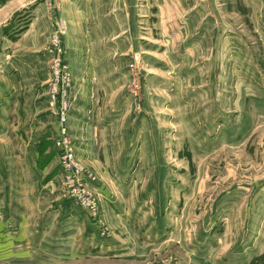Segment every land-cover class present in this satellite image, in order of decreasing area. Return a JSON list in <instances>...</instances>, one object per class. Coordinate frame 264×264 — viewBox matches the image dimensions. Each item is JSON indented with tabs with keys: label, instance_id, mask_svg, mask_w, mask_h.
Here are the masks:
<instances>
[{
	"label": "rangeland",
	"instance_id": "374dc122",
	"mask_svg": "<svg viewBox=\"0 0 264 264\" xmlns=\"http://www.w3.org/2000/svg\"><path fill=\"white\" fill-rule=\"evenodd\" d=\"M39 1L0 0L7 129L30 99L54 115L0 264H264V0H43L45 25ZM63 102L96 215L64 187Z\"/></svg>",
	"mask_w": 264,
	"mask_h": 264
},
{
	"label": "crops",
	"instance_id": "0c3cea01",
	"mask_svg": "<svg viewBox=\"0 0 264 264\" xmlns=\"http://www.w3.org/2000/svg\"><path fill=\"white\" fill-rule=\"evenodd\" d=\"M72 1L66 0L65 7L68 10L71 9L69 3ZM39 2L38 10L35 11L32 21L37 20L39 16V21L45 25L44 19L40 18V12L46 0L45 3L43 0ZM33 24L31 23L29 26H33ZM66 25L70 27L71 22ZM62 40L66 43L67 33L65 31L62 32ZM8 107H10V102L6 105V108ZM46 107L45 98L34 101V103L32 99L24 102L22 105V119L19 115L14 118L16 126L14 127L15 131L11 133L7 129L11 117L0 113V209H6V212L10 213V217L13 218L16 217L15 214L21 215L29 210L27 202L36 205L46 202L44 176L47 168V150L45 144L50 139L49 125L54 118V115ZM16 179H25L28 182L33 180L39 184L42 181L43 192L32 195L27 192L24 185L21 189L16 187ZM71 203L79 207L73 200H71Z\"/></svg>",
	"mask_w": 264,
	"mask_h": 264
},
{
	"label": "built area",
	"instance_id": "2783aa9c",
	"mask_svg": "<svg viewBox=\"0 0 264 264\" xmlns=\"http://www.w3.org/2000/svg\"><path fill=\"white\" fill-rule=\"evenodd\" d=\"M61 35L56 33L53 36V44L58 47L61 43ZM65 74L63 69L59 66L54 70L53 83L54 91L58 90V86L63 84ZM59 120L61 122L62 130L56 139V145L60 157V165L63 170V181L67 196L73 202L85 209L88 214H97V200L88 188L87 178L88 172L84 169L82 164L76 158L74 149L65 132L64 124L66 122V106L65 103H60Z\"/></svg>",
	"mask_w": 264,
	"mask_h": 264
}]
</instances>
